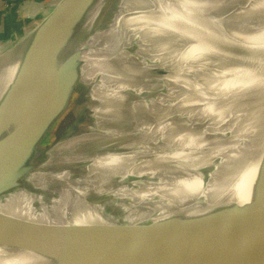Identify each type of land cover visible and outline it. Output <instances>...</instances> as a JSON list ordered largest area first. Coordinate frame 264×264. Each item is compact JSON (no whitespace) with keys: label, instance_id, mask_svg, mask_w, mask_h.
<instances>
[{"label":"bare ground","instance_id":"bare-ground-1","mask_svg":"<svg viewBox=\"0 0 264 264\" xmlns=\"http://www.w3.org/2000/svg\"><path fill=\"white\" fill-rule=\"evenodd\" d=\"M225 1L236 14L245 11L242 21H252L215 38L192 63L144 65L127 76L149 84L98 99L86 92L85 59L78 41L66 42L64 26L58 51L51 45V57H38L28 74L40 90L34 101L43 103L50 85L56 91L45 105L70 104L82 95L85 105L51 133L28 132L34 150L20 166L35 192L16 188L1 195L0 212L45 224H142L252 199L246 180L252 181L264 148V74H253L264 68V0ZM27 42L17 43L15 70ZM74 53L79 62L68 63ZM19 117L16 128L36 120L28 112ZM79 121L78 131L67 132ZM0 264L55 263L0 245Z\"/></svg>","mask_w":264,"mask_h":264},{"label":"water","instance_id":"water-1","mask_svg":"<svg viewBox=\"0 0 264 264\" xmlns=\"http://www.w3.org/2000/svg\"><path fill=\"white\" fill-rule=\"evenodd\" d=\"M79 1H54L16 39L29 36L13 78L0 96V196L16 188L35 192L24 183L27 176L20 166V160L34 150L28 132L34 128L40 137L51 133L85 105L83 95L70 104L45 105L56 91L50 85L43 89V103H36L40 90L28 76L45 49L55 46ZM116 1L106 3L113 6ZM78 58L74 53L67 61L75 64ZM253 74H264V68L257 67ZM28 102L35 106H27ZM21 109L36 120L16 128ZM246 181L253 197L243 205L229 203L202 214H175L142 224H45L0 212V245L30 250L55 264H264V148L252 181Z\"/></svg>","mask_w":264,"mask_h":264},{"label":"rangeland","instance_id":"rangeland-1","mask_svg":"<svg viewBox=\"0 0 264 264\" xmlns=\"http://www.w3.org/2000/svg\"><path fill=\"white\" fill-rule=\"evenodd\" d=\"M54 1L0 0V57L10 58L0 74V92L6 77L15 71L13 55L17 43L29 36L16 40L17 37L38 22ZM244 15L242 9L236 14L225 0H117L113 6L107 5L106 0H80L73 17L64 23V37L66 42L78 41L79 55L85 59L82 77L88 82L86 92L91 99H98L127 91L132 85L149 84L127 76L143 66L138 49L144 45L157 50L156 66L164 67V61L165 66L182 60L192 63L215 38L239 32L252 21H242ZM50 46L40 56L41 61L51 57ZM81 124L79 121L67 132L78 131ZM109 211L122 215L120 209Z\"/></svg>","mask_w":264,"mask_h":264},{"label":"crops","instance_id":"crops-1","mask_svg":"<svg viewBox=\"0 0 264 264\" xmlns=\"http://www.w3.org/2000/svg\"><path fill=\"white\" fill-rule=\"evenodd\" d=\"M139 53L142 54L141 55V63L142 65H150V66H156V59H157V56H156V49L154 50V48H152L151 45H144L143 48H140L138 49ZM5 57H0V74L4 71V69H6L8 63L6 62V60L4 61ZM165 65H167V63L164 61V62H161ZM158 66V65H157ZM162 66V64L160 65ZM163 67V66H162ZM137 86V85H136ZM137 87H135L134 85H132L127 91L129 90H132V89H135ZM126 92V91H124ZM119 93H122V92H119Z\"/></svg>","mask_w":264,"mask_h":264},{"label":"trees","instance_id":"trees-1","mask_svg":"<svg viewBox=\"0 0 264 264\" xmlns=\"http://www.w3.org/2000/svg\"><path fill=\"white\" fill-rule=\"evenodd\" d=\"M24 31V30H23Z\"/></svg>","mask_w":264,"mask_h":264}]
</instances>
